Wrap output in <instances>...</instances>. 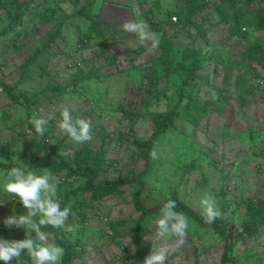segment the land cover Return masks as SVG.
I'll return each mask as SVG.
<instances>
[{"label": "rangeland", "instance_id": "obj_1", "mask_svg": "<svg viewBox=\"0 0 264 264\" xmlns=\"http://www.w3.org/2000/svg\"><path fill=\"white\" fill-rule=\"evenodd\" d=\"M33 1L41 4L44 0ZM175 2L62 0L57 4L50 0L48 5L56 6L61 26L55 21L49 24L25 22L24 27L29 33L20 37H16L14 31L1 34L8 19L5 11L0 9V82L11 87L14 94L23 93L28 97L42 94L43 98L39 103L41 111L35 113V108L31 107L27 119L22 98L12 101L0 87V164L24 165L40 172L47 168L44 162L49 161L48 165L56 162L58 153L63 152L71 158L84 147L104 148L109 166L107 180L115 182L126 175L132 177V173L142 174L145 189L150 194L145 199L149 207L157 202L155 197L150 199L149 196L159 195L164 200L176 190L179 199L201 216L200 199L210 194L220 212L216 219L223 220L234 239L251 218L249 200L254 211L264 204V57L261 56H264V26L256 29L254 25L255 20L264 23V0H239L235 5L209 0L194 17L204 36L198 35L197 26L180 25L173 20L170 23V16L173 18L172 13L176 11ZM237 13L248 20L251 18L252 26L236 23L239 34L230 37L228 24L236 20ZM84 14L98 17L99 28L108 42V50L102 56L97 54L99 37L93 34L92 38L86 39L90 21ZM128 21L143 22L148 29L157 26L152 32L157 34L158 45L152 48L149 44H141L134 33L125 32L122 25ZM58 28L62 37L56 39L48 55L44 53L36 62L30 63L37 48ZM15 38L16 45L13 44ZM254 44L260 45V51L249 60L247 56ZM193 46L202 49V56L212 52L220 55L226 69L220 61L216 73L213 65H206L201 76L208 75V81L198 78L197 85L192 87L191 98L199 102L215 100L214 92L218 90L227 104L221 113L207 114L196 129L183 118H177L174 127L160 138L158 146L151 152L147 165L139 158L132 140L151 135V118L146 115L141 119L134 127L132 137L123 136L128 126L118 108H127L132 102L142 108L147 99L150 100L147 108L150 112H165L175 107L184 73L178 65L189 64L183 56ZM111 56H115L116 61L108 68L110 74L103 80L73 81V74L87 71L92 66L104 67L102 71L107 72L104 65L106 57ZM168 64L176 71L169 72ZM25 68L27 75L21 79ZM151 70L155 71L152 80L158 93L154 98L146 93L148 80L143 81L144 76L151 77ZM225 84L227 89L222 88ZM54 86H66V92L55 93ZM65 109L73 121L80 118L90 121V141L77 143L59 128ZM34 116L48 120L43 135L36 134L29 125L28 120ZM43 139L47 140L39 152L33 140ZM47 170L60 180L57 194L64 195L84 184L78 178H66L65 173ZM6 174L5 170L0 171V181ZM135 186L139 185L120 187L122 192L110 195L96 208L97 211L89 209L85 216L81 215L77 203L76 208H70L66 225L72 226L73 230L62 231L76 243L77 250H85L74 264H131L130 260L122 258L134 251L131 235L140 216L133 203ZM76 199L71 198L72 201ZM12 202L13 196L0 191V204H3L0 205V220L12 213H25L21 204L22 209L18 211ZM158 218L153 216L148 220L150 233L143 240L144 244L151 243V253L160 248L170 250L174 242V238L156 235ZM0 226L4 227L2 223ZM107 226L111 235L105 232ZM5 229L14 231L17 237L24 235L23 229ZM0 231V237L5 238L4 231ZM60 232L56 230L55 233ZM260 232L245 242L235 243L229 255L235 264H253V259L259 255L264 263V228ZM55 233H46L48 243H57ZM115 234H123V237L114 239ZM225 244L226 240L214 231L207 232L189 219L185 244L170 251L166 264H220ZM19 264H32V261Z\"/></svg>", "mask_w": 264, "mask_h": 264}, {"label": "trees", "instance_id": "obj_2", "mask_svg": "<svg viewBox=\"0 0 264 264\" xmlns=\"http://www.w3.org/2000/svg\"><path fill=\"white\" fill-rule=\"evenodd\" d=\"M48 1L44 0L41 4H34L33 0H28L26 2H20L19 0H0V9H3L6 13V17L8 19V25L6 26L5 30L1 33L3 35L9 34L10 32L14 31L16 37H20L22 35H27L28 29L24 27L25 22H38L40 24H49L51 21H55L56 24L61 26V21L57 16L58 10L54 5H48ZM54 3H60L62 0H51ZM209 0H176L175 8L176 11L172 13V17L176 18V23L185 26H192L195 27L196 21L194 20L195 15L205 8L207 2ZM223 3H230L231 5H235V3L239 2V0H221ZM248 2L253 0H247ZM260 1V0H259ZM219 3V2H218ZM87 19L90 21V25L88 28V36L87 38H92L93 34L94 37H99L96 40L98 45L97 54L102 56L104 52L108 50V42L103 37V31L99 28L97 16H91L84 14ZM146 16V14L144 13ZM243 14L240 15L237 13L236 20L228 24V33L229 36L231 35H238L239 31L236 30L235 24L242 25L243 27H250L251 18L248 20L247 18H243ZM254 18V15L252 16ZM171 16H170V23H171ZM259 22V21H258ZM257 24H259L257 26ZM255 27L256 29H260L264 26V23H257L255 20ZM21 27V28H20ZM20 28V29H19ZM151 31L156 30L157 26H151L149 28ZM198 35H203V31L200 27L197 26ZM60 29L56 30L54 33H49L46 41L42 43L40 48H37L36 52L31 56L29 59L30 63L36 62V60L42 56V54L47 53L51 50V47L56 43V39L61 36ZM204 36V35H203ZM13 44L16 45V38L13 40ZM255 46L252 47L249 51V55L247 56L249 60L255 57V53L260 51V45L254 44ZM202 49H197L194 46L183 56L184 60L189 64L181 63L178 65L179 70L183 73V80H182V89L179 91L177 104L169 111L165 112H150L147 110L150 100L147 99V102H144L142 108H138L135 102H132L128 105L127 108L120 106L118 108L121 111L122 118L127 121L128 128L126 135L123 136H133V130L136 124L149 115L151 118V122L153 124L152 133L146 139H137L133 138L132 145L134 149L138 152V156L140 159L146 161L148 165L150 160L151 152L158 146L160 138L171 128L174 127V122L177 118H183L189 124H191L194 129L198 128L199 122L207 117V114L212 113V111L216 113H221L224 106L227 104V100L222 99V92L216 90L214 94L216 95L215 100L206 99L203 102H199L196 99L191 98L192 87L197 85L198 78H201L202 81H208V75L201 76L202 70L206 65H213L214 73L217 72V65L219 61L222 63L223 69H226V66L223 65L224 62L220 55H216L214 52L210 53L208 56H202ZM264 57L263 55H261ZM116 57H106L105 61V70L107 72H103L102 70L104 67H90L87 71H80L75 74L74 82L75 83H83L85 81L94 80L100 81L103 80L106 76L110 73L109 67L112 64H115ZM28 65V63H27ZM26 65V67H27ZM167 70L175 72L171 67V64H168L166 67ZM26 68L23 70L21 74V79H23L27 74ZM44 72H42L43 75ZM257 76V75H256ZM155 77V71L151 70V77L144 76V80H148L149 88L146 90V93L151 98H154L158 95L155 91V83L153 82L152 78ZM157 78V77H156ZM0 87L2 90L7 92L8 98L12 101H19L20 98L23 100V106L26 109L27 119L29 117V113L32 109L35 108V113L41 111L39 103L42 101V94H34L31 97L26 96L23 93L14 94L12 92L11 87L7 86L0 82ZM223 89H227L226 84L222 87ZM53 92L55 93H64L66 92V86H54ZM183 105H180V103ZM212 107V108H210ZM34 111V110H33ZM29 122V120H28ZM33 131L34 127L32 124H29ZM49 130H51L49 128ZM122 135H120L122 137ZM103 142L106 140V135L102 134ZM47 140V139H46ZM42 140L36 142L37 150L43 149L44 141ZM33 157V156H32ZM57 160L54 164L48 165V162H44L46 167L49 170L53 171L56 174L65 173L64 176L66 178L75 180L78 178L84 184L81 186H77L73 190H69L67 193L65 192L64 195L61 193L57 194V198L61 203V207L69 206L70 208H76V203L80 206V213L81 215L85 216L87 210H96L98 206L104 202L106 198L110 195H113L118 192H122L120 187L127 185V184H138L139 186H135V190L133 191V203L135 206V210L140 213L139 218L135 223V229L133 231L132 237V244L134 246L133 253L128 256L122 258L123 260L126 258L130 260L131 264H142L143 259L151 253V243L144 244L143 240L146 236L150 233V228L148 227V220L151 219L153 216H159V209L163 206V204L168 200L172 199L176 201L177 210L183 212L190 220H192L196 225L200 226V228L204 229L205 231H214L219 237L223 240H226V244L224 246V252L221 257L220 264H235L234 260L230 258V253L232 252L234 245L237 241L245 242L247 239L252 238L256 235L261 234L260 229L264 228V204L258 208L257 211L253 209V203L249 200V215L251 216L250 220L241 227V231L238 235L232 239V234H230V229H228L224 224L223 220L216 219L212 224H206L203 220V217L194 211L192 208L188 207L183 201L179 199V195L176 190H173L170 197L167 199L162 200L159 195H152L149 198L155 197L157 202L152 205L148 206L145 203V199H148L149 190L145 189V182L142 178V174H135L132 173V177L126 175L125 178L122 180H117L115 182H111L107 180L106 172L109 171V166L106 164V150L104 148H97L91 149L89 147H84L79 151L75 152L74 155L69 158L65 156V153H58L56 154ZM11 165L9 164H0V171L3 169L7 172L10 169ZM147 171V170H146ZM145 171V172H146ZM63 176V177H64ZM65 178V177H64ZM133 186V185H132ZM144 195V197H142ZM72 196L76 199L74 201L71 200ZM141 196V198H140ZM15 198V199H14ZM16 197L13 196V206L16 210H21L19 200L16 202ZM71 200V201H70ZM71 203H73L71 205ZM22 206V205H21ZM26 212V210H23ZM118 225V224H117ZM0 230H3L5 233V238L8 240H18L23 239L24 235L21 237H17L14 231L8 232L7 229L0 226ZM56 230L63 232L62 236L59 234L56 235ZM63 228H53L51 226H45L42 228V231L45 233H55V242L56 244L63 247L64 255L61 260V264H74L75 261L79 260L85 250L79 251L77 250L76 243H73L69 236L62 231ZM2 232V231H0ZM114 239L118 237H123V234L114 235L112 236ZM121 242V240H119ZM23 261H30V257L28 256L27 252H23L19 258L14 259L11 264H19ZM253 264H264L263 258L261 255L255 257L253 259Z\"/></svg>", "mask_w": 264, "mask_h": 264}, {"label": "clouds", "instance_id": "obj_3", "mask_svg": "<svg viewBox=\"0 0 264 264\" xmlns=\"http://www.w3.org/2000/svg\"><path fill=\"white\" fill-rule=\"evenodd\" d=\"M122 29L127 33H134L141 44H149L155 48L159 43L157 34L148 29L143 22L128 21L122 25ZM61 115L62 119L58 126L73 141L84 143L92 139L90 121L82 118L73 121L70 112L66 109ZM29 123L33 125L36 134L43 135L48 120L43 116H34ZM33 169L24 165L13 166L0 181V191L18 198L26 210L24 214L12 213L0 220L5 228L24 230L23 239L8 240L0 237V264H11L23 252H27L32 264H61L63 247L48 243V236L42 228L51 226L63 228L68 232L73 230L72 226L66 225L71 209L69 206L62 208L57 198L60 180L47 168L40 172ZM200 208L206 224L214 223L220 215L215 200L210 194L201 197ZM155 226L158 237L174 238L172 248L152 251L143 259L142 264H166L170 251L185 244L189 218L177 210L175 200L168 199L159 209V218L155 221Z\"/></svg>", "mask_w": 264, "mask_h": 264}, {"label": "built area", "instance_id": "obj_4", "mask_svg": "<svg viewBox=\"0 0 264 264\" xmlns=\"http://www.w3.org/2000/svg\"><path fill=\"white\" fill-rule=\"evenodd\" d=\"M172 20H173V22H174V21H176V18L173 17ZM22 207H23V206H22ZM105 232H106V234H108V235H111V234H112V232H111V230H110V228H109L108 226L105 228Z\"/></svg>", "mask_w": 264, "mask_h": 264}]
</instances>
